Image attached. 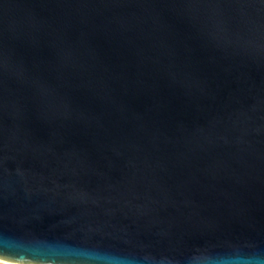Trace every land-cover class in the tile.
Listing matches in <instances>:
<instances>
[{
    "label": "water",
    "instance_id": "water-1",
    "mask_svg": "<svg viewBox=\"0 0 264 264\" xmlns=\"http://www.w3.org/2000/svg\"><path fill=\"white\" fill-rule=\"evenodd\" d=\"M0 261L264 264V0H0Z\"/></svg>",
    "mask_w": 264,
    "mask_h": 264
},
{
    "label": "rangeland",
    "instance_id": "rangeland-1",
    "mask_svg": "<svg viewBox=\"0 0 264 264\" xmlns=\"http://www.w3.org/2000/svg\"><path fill=\"white\" fill-rule=\"evenodd\" d=\"M0 264H13V263H8V262L0 261Z\"/></svg>",
    "mask_w": 264,
    "mask_h": 264
}]
</instances>
